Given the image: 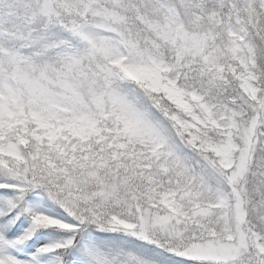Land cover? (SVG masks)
Wrapping results in <instances>:
<instances>
[{"label":"snow or ice","instance_id":"1","mask_svg":"<svg viewBox=\"0 0 264 264\" xmlns=\"http://www.w3.org/2000/svg\"><path fill=\"white\" fill-rule=\"evenodd\" d=\"M0 264H264V0H0Z\"/></svg>","mask_w":264,"mask_h":264}]
</instances>
